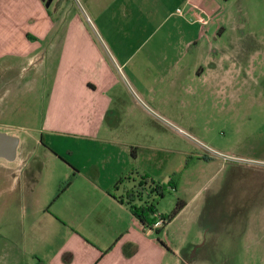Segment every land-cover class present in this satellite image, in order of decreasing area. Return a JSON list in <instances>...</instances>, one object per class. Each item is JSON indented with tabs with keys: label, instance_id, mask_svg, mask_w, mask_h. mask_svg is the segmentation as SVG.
Instances as JSON below:
<instances>
[{
	"label": "rangeland",
	"instance_id": "1",
	"mask_svg": "<svg viewBox=\"0 0 264 264\" xmlns=\"http://www.w3.org/2000/svg\"><path fill=\"white\" fill-rule=\"evenodd\" d=\"M41 1L4 2L7 13L17 11L18 35L9 30L11 19L0 21L3 57L40 41L46 76L39 102L24 98L26 111L4 120L24 126L10 131L20 138L17 156L24 163L0 159V176L33 173L42 182L34 183L33 197L44 200L59 157L73 166L115 150L106 138L133 143L158 183H182L157 206L168 215L179 200L186 203L153 231L168 247L164 264H264V0H206L205 7L216 9L202 13L205 26L194 21L187 0H118L107 11V0H57L49 8ZM25 33L35 39L27 41ZM213 75L227 78L225 106L208 89L217 83L203 79ZM161 77L169 81L156 83ZM97 78L104 82L99 92ZM71 80L90 82L93 96L78 90L61 98L59 82L72 89ZM102 96L108 106L101 120L93 118L103 125L97 140L78 136L81 111L94 99L101 106ZM199 173V185L187 187ZM30 195L18 192L26 204ZM13 196L0 195V239L23 230Z\"/></svg>",
	"mask_w": 264,
	"mask_h": 264
},
{
	"label": "crops",
	"instance_id": "2",
	"mask_svg": "<svg viewBox=\"0 0 264 264\" xmlns=\"http://www.w3.org/2000/svg\"><path fill=\"white\" fill-rule=\"evenodd\" d=\"M7 1L0 0V21L11 19L9 30L16 32L17 27H12V21L17 19L14 18L17 11L13 12L12 10L7 13V4L4 6V2ZM54 1L52 4H56L57 0ZM117 1L107 0V5L103 8L104 11L110 10ZM205 1L187 0L190 6L189 11L196 8L206 14L213 13L216 8L205 7L203 5ZM59 2H64V0ZM127 2L133 4L134 0H127ZM41 3L44 6V2L41 1ZM16 35H18L17 32ZM24 36L27 37V41L35 39L31 33H25ZM42 36H46V33ZM0 52V132L17 137L10 131L15 132L24 126L7 123L4 120H6V116L23 114L26 111V107L22 103L24 98L32 97L36 104L39 102L42 81L46 76L44 73L46 50L41 47L40 41L34 40L32 44L29 42L26 44V50L20 55L14 56L12 53V57H3L1 45ZM98 63L95 62L97 69L99 68ZM179 63L175 62L172 65L176 66ZM157 64L159 67H164L163 65L169 63L158 62ZM20 69L24 70V73L26 72V77L17 76ZM61 75L60 68L59 76ZM203 79L207 82L212 80L217 83L213 87L214 90L211 87L208 89L213 91L215 97L221 98L219 100L225 106L226 76L213 75L209 78L203 77ZM71 81L72 89L66 87L67 83L64 81L59 82V87L56 90L61 98L64 94L76 93L78 90H81L80 93H83L84 96H93L94 92L87 88L90 82ZM158 81L166 82L169 79L167 77L156 78V83ZM175 82L176 80L173 81V84ZM92 83L96 84L98 92L99 85L104 84L98 78L93 79ZM99 98H101V106L97 103V99H94L92 105L88 109H83L78 117L80 119L77 122L79 125L77 135L87 140H97L99 132L103 128L102 123L95 125L93 119L96 116V119L101 120V116L106 112L104 109L108 106L105 97ZM45 124L46 127L49 125L47 117L44 121ZM106 144L114 145L116 149L109 150L107 155L102 158H86L85 161L78 162L73 166L65 165L60 157L55 156L58 158L56 160H60L59 162L62 164L58 165L59 173L52 174L47 178L49 186L47 191L43 192L46 194L44 200L42 197L36 200L33 197L34 183L37 182L38 185L42 183L33 173L24 172L0 176V195L5 192L15 194L13 197L16 198V222L20 221L23 225L20 236L18 233L12 239L1 237L0 264H164L168 247L165 249L158 242L153 231L144 228L134 218L128 207L116 199L123 195L124 186L114 189L115 182L120 177L129 175L128 173L131 174L132 181L125 184L127 187L137 184L140 174H147L156 182L157 176L146 172L139 153H134L135 161L132 159V149L136 144L123 146L111 137L106 138ZM202 160L204 159L202 158L199 162ZM15 161L17 164H23L24 158L17 156ZM203 177L204 174L201 173L193 176L186 186L195 187ZM70 179H72L70 184L59 194L60 187ZM184 186L185 184L182 186L183 189ZM29 190L32 194L30 195L32 201H30L31 204H26L25 197H19L18 192L23 194ZM35 202L37 203L35 204ZM19 212L21 213L20 217ZM159 214L162 213L159 212Z\"/></svg>",
	"mask_w": 264,
	"mask_h": 264
},
{
	"label": "trees",
	"instance_id": "3",
	"mask_svg": "<svg viewBox=\"0 0 264 264\" xmlns=\"http://www.w3.org/2000/svg\"><path fill=\"white\" fill-rule=\"evenodd\" d=\"M135 150V148L132 149V159L134 161L136 158L134 154ZM201 159L202 157H197L196 160ZM204 160L207 162L211 161L210 159L206 158H204ZM128 174L129 175L120 177L114 184V189H119L120 187L124 186L123 195L116 199L128 207L134 218L137 219L144 228H154L158 221L155 216L158 215L163 223L160 227L155 229V232H160L162 228L172 222V220L183 210L186 205L184 201L179 200L175 208L168 215L159 214L157 209L160 199L164 198L169 190L177 191L179 189L180 182H178V179H174L171 180L169 184L163 185L156 182L147 174H140L139 182L127 187L125 184H128L132 181V177H130L131 174ZM71 180L72 179L60 187L59 194L65 190V188L70 184Z\"/></svg>",
	"mask_w": 264,
	"mask_h": 264
},
{
	"label": "water",
	"instance_id": "4",
	"mask_svg": "<svg viewBox=\"0 0 264 264\" xmlns=\"http://www.w3.org/2000/svg\"><path fill=\"white\" fill-rule=\"evenodd\" d=\"M46 8L50 7L52 0H42ZM20 139L16 136L9 135L6 132H0V159L8 162H14L17 158V152Z\"/></svg>",
	"mask_w": 264,
	"mask_h": 264
},
{
	"label": "built area",
	"instance_id": "5",
	"mask_svg": "<svg viewBox=\"0 0 264 264\" xmlns=\"http://www.w3.org/2000/svg\"><path fill=\"white\" fill-rule=\"evenodd\" d=\"M190 11L193 17H195V20H194L195 22L201 24L202 26H205L208 24V19L202 14L203 12L201 10L193 8ZM155 217L158 219L157 224L154 226V228H151V229L147 228L151 231H154L157 227H160L163 223V221L159 218L158 215H156Z\"/></svg>",
	"mask_w": 264,
	"mask_h": 264
},
{
	"label": "flooded vegetation",
	"instance_id": "6",
	"mask_svg": "<svg viewBox=\"0 0 264 264\" xmlns=\"http://www.w3.org/2000/svg\"><path fill=\"white\" fill-rule=\"evenodd\" d=\"M53 2H54V0H52L51 4H52ZM44 4H45V3H44ZM51 4H50V5H51ZM225 103H226V101H225Z\"/></svg>",
	"mask_w": 264,
	"mask_h": 264
}]
</instances>
